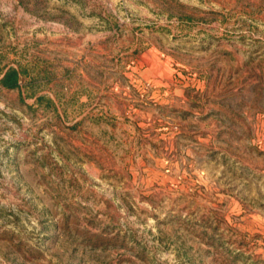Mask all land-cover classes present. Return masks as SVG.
Returning <instances> with one entry per match:
<instances>
[{"label":"rangeland","instance_id":"rangeland-1","mask_svg":"<svg viewBox=\"0 0 264 264\" xmlns=\"http://www.w3.org/2000/svg\"><path fill=\"white\" fill-rule=\"evenodd\" d=\"M9 68L0 264H264V0H0Z\"/></svg>","mask_w":264,"mask_h":264},{"label":"trees","instance_id":"trees-1","mask_svg":"<svg viewBox=\"0 0 264 264\" xmlns=\"http://www.w3.org/2000/svg\"><path fill=\"white\" fill-rule=\"evenodd\" d=\"M2 78L0 80L1 85L7 89L19 88V81L21 77V72L15 68H9L6 71H0ZM41 99H39L40 101Z\"/></svg>","mask_w":264,"mask_h":264}]
</instances>
